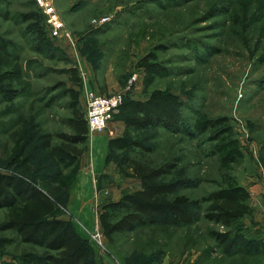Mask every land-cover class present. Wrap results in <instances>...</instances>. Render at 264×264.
Instances as JSON below:
<instances>
[{"label":"rangeland","instance_id":"obj_1","mask_svg":"<svg viewBox=\"0 0 264 264\" xmlns=\"http://www.w3.org/2000/svg\"><path fill=\"white\" fill-rule=\"evenodd\" d=\"M53 2L78 42L79 54L92 65L94 90L119 91L132 72L144 77L136 63L148 54L167 72L158 76L147 92L139 76L130 97L145 98L152 91L167 90L183 102L182 130L130 128L126 137L151 147L148 157L153 165L177 162L167 179L183 183L171 199L199 211L200 218L187 225L139 227L116 234L107 243L102 234L103 250L92 241L97 252L105 254L109 252L106 245L112 246L123 264H264V208L253 209L225 228L202 216L207 204L201 202L203 195L217 187L223 173L244 186L264 168V0ZM47 28L45 14L35 0H0V173L29 176L66 214L64 199L80 158L88 150V140L74 144L80 150L78 155L65 149L68 144L61 134L73 130L67 124L70 97L64 90H77L67 69L76 68L81 79L82 74L65 51L52 44L57 38L45 36ZM108 67L120 84L111 91L101 77ZM78 90L83 109L82 87ZM199 112L210 118L227 117L232 125L243 157L230 170L220 168L209 132L199 134L193 129ZM118 121L116 109L100 131L110 127L112 136ZM119 132L123 135L124 128ZM19 140L26 145V170L11 162ZM45 140L58 148L54 154L43 145ZM122 155L133 157L136 152L130 149ZM110 168L98 179L101 195L97 201L92 197L90 209L93 231L98 228L101 233L100 207L140 186L138 179L123 177L116 162H111ZM16 211L17 207L0 208V225ZM211 229L227 231L236 240L245 236L250 245L220 246L209 236ZM0 237L8 239L0 250V263L19 264L27 253H43L40 247L23 242L15 230L0 231Z\"/></svg>","mask_w":264,"mask_h":264},{"label":"trees","instance_id":"obj_2","mask_svg":"<svg viewBox=\"0 0 264 264\" xmlns=\"http://www.w3.org/2000/svg\"><path fill=\"white\" fill-rule=\"evenodd\" d=\"M46 32L45 36L51 38L48 30ZM136 66L144 70V92H147L158 76L167 72L161 64L150 60L148 54L141 56ZM67 71L72 74V82L81 83L82 79L76 68L70 67ZM64 93L70 97L71 116L67 118V124L73 133H62L61 137L68 144L65 149L78 155L80 150L77 151L73 146L88 140V126L84 110L79 107V90L68 87ZM182 106V100L167 90L152 91L144 99H133L127 93L118 106L119 120L125 125L124 134L108 140L105 162H116L118 172L125 178L138 179L140 186L100 207L99 224L102 234L108 240L112 241L116 234L131 232L139 227L155 224L187 225L200 218L199 211L171 199V195L183 183L181 180L167 179L175 170L177 162L165 161L153 165L148 157L151 147L126 137L130 128L163 127L176 132L182 130L185 125ZM192 127L199 134L209 132L210 140L215 141L213 153L217 154L223 171L230 170L234 162L242 159L240 141L227 117L210 118L199 112ZM21 137L25 138L24 135ZM43 145L53 154L58 149L51 147L49 140H45ZM25 148L26 145L21 144V140L16 141L13 147L15 155L11 161L23 170L28 169ZM130 149L135 150V156L122 155ZM67 195L68 193L64 204ZM249 198L250 194L245 186L236 182L230 174L223 173L217 187L201 197V202L207 204L202 216L222 227L230 228L253 211L248 204ZM21 199L23 203L19 204ZM58 204L48 191L29 176L0 173V208L17 207V211L0 225V231L15 230L23 242L38 246L43 251L41 255L27 253L19 260V264H100L88 240L75 231L69 220L58 217L63 213ZM208 234L220 246L244 248L250 245L245 236L236 240L227 231L211 229ZM7 242V238L0 237V250Z\"/></svg>","mask_w":264,"mask_h":264},{"label":"crops","instance_id":"obj_3","mask_svg":"<svg viewBox=\"0 0 264 264\" xmlns=\"http://www.w3.org/2000/svg\"><path fill=\"white\" fill-rule=\"evenodd\" d=\"M81 43L82 42L79 41V44ZM52 44L55 47L60 46V48L65 51L69 59L75 63L74 65L81 71L82 81L80 84H77V89L79 87H82V94L84 88H90L94 90L96 75L89 61L84 56L79 54L78 48L76 47V45H78V42L75 41L74 47H72L66 38H60L56 39ZM139 76L141 77L140 80H142L143 74ZM139 76L137 78V81L139 79ZM101 77L106 86V89L108 88V91L116 89L117 86L120 87L119 81L115 77L112 68H106ZM90 85H92L93 88ZM131 98L144 99L139 96H133ZM80 101L83 105L84 99L82 95ZM116 126V133L112 136H109L108 134L109 132L113 133L114 130H112L110 127H108L105 131L88 132V150L84 155H82V158H80V164L76 168L77 171L75 173V178L71 182L70 190L65 202V207H67L65 208L66 214L62 213L58 216L64 220H69L73 225L75 231L82 238L88 240L89 245L93 250L94 256L96 257V259H98L100 264H114L115 262L116 264H123L122 261H120L121 259L117 257V253L114 252L113 249H111L112 246L110 247L106 245V249L109 252L105 254L100 252L98 253L97 249L94 248L92 239L90 237V234L93 231V222L90 214V212L92 211L90 210L92 197L95 198L96 201L98 200V197L100 198V192L102 189L100 188L101 183H99L98 179H102V175L106 172V170L111 169V162L108 164H106L105 162L107 154V143L110 138L121 136V134H119V131L120 129L122 130L123 128H125L122 120H119ZM259 175L260 176L258 178L254 177L252 179L254 181L243 183L250 194L248 204L256 212L264 208V168H262L261 174ZM104 238L105 242L107 243L108 239L105 236Z\"/></svg>","mask_w":264,"mask_h":264},{"label":"built area","instance_id":"obj_4","mask_svg":"<svg viewBox=\"0 0 264 264\" xmlns=\"http://www.w3.org/2000/svg\"><path fill=\"white\" fill-rule=\"evenodd\" d=\"M42 12L45 14L48 35L52 38H66L72 47L75 41L70 32L67 30L64 21L59 15V12L53 0H35ZM103 21V20H102ZM138 73L132 72L128 75L123 87L113 93H100L93 89L84 88V115L89 132H95L105 129L108 121L111 119L114 111L122 103L124 96L132 92V89L137 81ZM102 233L98 228L90 234L98 249L103 250L104 245L101 239Z\"/></svg>","mask_w":264,"mask_h":264}]
</instances>
